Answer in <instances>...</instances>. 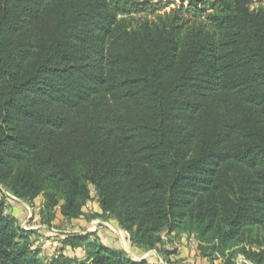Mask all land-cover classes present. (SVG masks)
Returning a JSON list of instances; mask_svg holds the SVG:
<instances>
[{
  "label": "trees",
  "instance_id": "1",
  "mask_svg": "<svg viewBox=\"0 0 264 264\" xmlns=\"http://www.w3.org/2000/svg\"><path fill=\"white\" fill-rule=\"evenodd\" d=\"M173 2L0 0V186L43 196L49 228L94 188L87 217L166 260L94 231L46 261L3 194L0 264H173L182 235L210 264H264V0Z\"/></svg>",
  "mask_w": 264,
  "mask_h": 264
},
{
  "label": "rangeland",
  "instance_id": "2",
  "mask_svg": "<svg viewBox=\"0 0 264 264\" xmlns=\"http://www.w3.org/2000/svg\"><path fill=\"white\" fill-rule=\"evenodd\" d=\"M163 1L165 2L174 1L173 2L174 4H172L170 8L176 7L177 5H180L181 3V0H163ZM185 4L187 5V1L185 2ZM3 194H6L11 200L16 201L15 199L12 198L13 197L12 195L11 196L8 195L5 189L2 186H0V196H2ZM92 195H93V200L90 201L83 209L86 216L84 215L80 218V220L82 219L84 220V223L81 225H77V224L73 225L72 222L78 221L79 219L78 220L66 219L62 214H61L62 216L59 214V211L57 212L56 219L54 220L51 228L42 224L40 211L42 209L43 202H44L43 196H39L35 200L34 207H31L27 203L24 202L27 206L26 208L27 211L16 206L18 208L15 209V212L19 213L22 216L21 222H22L23 229L25 228V230H31L30 228L37 227L36 224H41V225H44L45 228L48 229V231L51 232L50 234L36 232V234L32 236L33 248L39 251L40 257L42 259L48 261L53 256L58 255L60 252L64 254L65 253L68 254L69 249H65L63 252L61 251V245H62L61 239L56 234H58V230H63V231H67L70 233H76L74 232L75 229H79L82 231L81 234H84L88 231H91V232L96 231L100 240L104 244L112 248L121 250L125 252L126 254H128V252L134 253L136 255L135 257H133L135 261H140L141 258L146 257V259H150L153 261L156 260L162 263L166 262L165 258L157 254L156 251L143 252L139 248L134 247L130 241V237L128 233L122 230L113 218L104 219V218L87 217L88 215L91 216L93 213H101L99 205L95 197L94 188H92ZM10 210L11 209L7 207L6 212L10 213L12 211ZM30 211L32 212L31 214H30ZM28 215H29V219H27ZM36 215L40 216L38 220H36L37 219ZM34 231H37V230H34ZM192 237L194 236H188L184 238L183 241H182L183 236L174 237V239L171 241L167 240V243L172 244V247H173L172 251L169 250L172 252V254H174L172 258L173 261L171 263L173 264H181V263L210 264L208 260L200 257L199 252L197 250L198 242L195 239V237L194 238ZM193 239H195L196 242L193 241ZM183 242H186V243L184 244ZM182 246L185 247L187 252H183L186 250H184ZM133 247L135 248V251L133 250ZM70 255L82 258L85 256V252L84 254L82 253L78 254L75 249V250L70 251ZM238 261H241V262L238 263ZM215 264H222L221 260L219 259L215 260ZM237 264H251V263L245 260L243 257H239L237 259Z\"/></svg>",
  "mask_w": 264,
  "mask_h": 264
},
{
  "label": "crops",
  "instance_id": "3",
  "mask_svg": "<svg viewBox=\"0 0 264 264\" xmlns=\"http://www.w3.org/2000/svg\"><path fill=\"white\" fill-rule=\"evenodd\" d=\"M2 198V196H0V199ZM13 199H15V198H13ZM16 201H13V200H9L8 201V203L10 204L9 206H8V208L9 209H11L10 211V213L11 214H13L14 216H16L19 220H20V222H21V215L19 214V213H16L15 212V209L16 208H18V207H20V208H22L23 210H26V208H27V206H26V204L23 202V201H21V200H18V199H15ZM16 206H18V207H16ZM13 210H14V212H13ZM27 211V210H26ZM32 212L30 211V214H31ZM59 214L61 215V213L59 212ZM59 216V215H58ZM62 216V215H61ZM36 217H37V219L36 220H38L39 219V215H36ZM27 219H29V215H28V217H27ZM84 223V220L82 219V220H78V221H73L72 222V224L73 225H75V224H77V225H81V224H83ZM21 225H22V222H21ZM36 228L35 227H32V228H30L31 230H37L36 232L37 233H48V234H50L51 232L50 231H48V229H46L45 228V226L44 225H41V224H36ZM54 230V229H53ZM74 232H76V233H81L82 231L81 230H79V229H75V231ZM88 232H91V231H88ZM68 233H70V232H67V231H63V230H58V234H56L60 239H62V237H63V235H65V234H68ZM183 236V238H182V241L184 240V238H186V237H188L187 235H182ZM192 238H194V237H192ZM193 241H195L196 242V240L195 239H193ZM184 244L186 243V242H183ZM183 243H182V245H183ZM168 250H173L172 248V244H167L166 246H165ZM183 247V249L184 250H186L185 249V247L184 246H182ZM133 250L135 251V248L133 247ZM76 252L78 253V254H80V253H82V254H84V251L82 250V249H76ZM183 252H187V250L186 251H183ZM128 255L131 257V258H133V257H135L136 255L134 254V253H130V252H128ZM173 256H174V254H171L170 256H169V259H167V260H169V261H173ZM134 259V258H133ZM142 259V258H141ZM181 264H186V263H181Z\"/></svg>",
  "mask_w": 264,
  "mask_h": 264
},
{
  "label": "water",
  "instance_id": "4",
  "mask_svg": "<svg viewBox=\"0 0 264 264\" xmlns=\"http://www.w3.org/2000/svg\"><path fill=\"white\" fill-rule=\"evenodd\" d=\"M8 195H10L9 193H7ZM11 196V195H10ZM12 198H14V197H12ZM16 199V198H15ZM86 233H88V232H86ZM157 253V252H156ZM158 254V253H157ZM143 259H146V257H144V258H142V259H140V261L141 260H143ZM241 261H238V263H240Z\"/></svg>",
  "mask_w": 264,
  "mask_h": 264
},
{
  "label": "built area",
  "instance_id": "5",
  "mask_svg": "<svg viewBox=\"0 0 264 264\" xmlns=\"http://www.w3.org/2000/svg\"><path fill=\"white\" fill-rule=\"evenodd\" d=\"M25 229V228H24ZM27 229V228H26Z\"/></svg>",
  "mask_w": 264,
  "mask_h": 264
}]
</instances>
